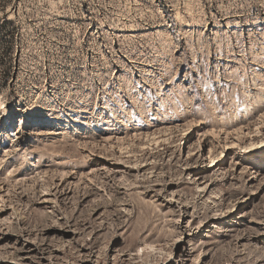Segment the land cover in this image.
Returning <instances> with one entry per match:
<instances>
[{"label": "rangeland", "instance_id": "obj_1", "mask_svg": "<svg viewBox=\"0 0 264 264\" xmlns=\"http://www.w3.org/2000/svg\"><path fill=\"white\" fill-rule=\"evenodd\" d=\"M0 264H264V0H0Z\"/></svg>", "mask_w": 264, "mask_h": 264}]
</instances>
